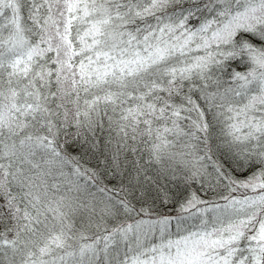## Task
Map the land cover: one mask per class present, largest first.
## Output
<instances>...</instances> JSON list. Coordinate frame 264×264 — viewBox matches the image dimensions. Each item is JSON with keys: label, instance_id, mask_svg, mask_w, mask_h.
Returning <instances> with one entry per match:
<instances>
[{"label": "snow or ice", "instance_id": "snow-or-ice-1", "mask_svg": "<svg viewBox=\"0 0 264 264\" xmlns=\"http://www.w3.org/2000/svg\"><path fill=\"white\" fill-rule=\"evenodd\" d=\"M0 264H264V0H0Z\"/></svg>", "mask_w": 264, "mask_h": 264}]
</instances>
